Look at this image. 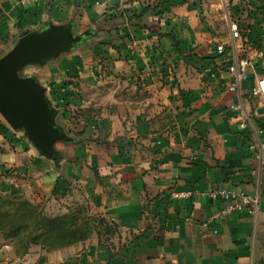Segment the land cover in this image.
Here are the masks:
<instances>
[{"label": "crops", "instance_id": "1", "mask_svg": "<svg viewBox=\"0 0 264 264\" xmlns=\"http://www.w3.org/2000/svg\"><path fill=\"white\" fill-rule=\"evenodd\" d=\"M153 1L169 9L151 18L146 12L143 21L106 25ZM233 22H246L247 35L233 39ZM64 26L83 34L81 41L57 57L28 64L22 70L29 73L20 75L36 76L47 88L57 123L76 96L69 104L82 103L85 114L100 113L95 121L89 116L86 127V136L97 137L87 141L97 145L83 146L74 156L68 150L73 145H65L62 154L78 160V174L120 233L113 235L114 244L81 256L51 253L48 264H264V191L257 215L239 210L202 225L225 205L207 194L210 189L225 185L255 194L264 180L256 157L264 144V100L252 95L264 74V0H0V57L27 32ZM220 43L226 55L235 44L239 56L254 60L240 84L241 97L229 89L234 75L217 51ZM63 80L67 84L58 88ZM95 89L98 99L91 100ZM239 101L251 119L247 128L229 125L230 105ZM9 126L17 133L15 151L0 152V160L25 166L28 142ZM36 157L29 163L33 174L50 179L54 173L37 171L46 158Z\"/></svg>", "mask_w": 264, "mask_h": 264}, {"label": "rangeland", "instance_id": "2", "mask_svg": "<svg viewBox=\"0 0 264 264\" xmlns=\"http://www.w3.org/2000/svg\"><path fill=\"white\" fill-rule=\"evenodd\" d=\"M140 12L129 11L122 17L107 21L106 25L123 24L124 20L129 18L143 21V15L136 17ZM151 16L148 14L147 18ZM246 24L243 22V25L246 26ZM96 56L105 57L100 53ZM97 69L103 71L101 67ZM92 71L94 73L95 68ZM21 72V74L29 73L23 70ZM65 80L57 87H62L63 83L67 84ZM125 87L130 85L125 84ZM107 88L111 93L112 86L109 85ZM89 93L97 94L96 89ZM97 95L89 98L94 100ZM78 98L74 97V99ZM105 99L104 102L108 101L107 97ZM99 100L101 102L102 99ZM70 102H66L65 113L63 112L59 119V124L62 125L60 128L67 138L66 143L55 141L51 145L56 153L55 158L42 154L22 131L20 140L28 142L23 149L31 153L24 157L25 166L19 167L15 162L0 160V251L2 254L5 253L4 258L0 259L6 264H48L54 257L51 254L54 252L64 253L66 257L68 252L75 253L74 256H81L92 247L114 244L113 235L120 233L119 225L97 206L89 184L84 179L85 176L78 174L80 173L78 166L73 165V162L78 160L71 161L68 156L64 157L62 154L66 149L65 145H73L72 149L68 147L69 153L73 156L79 150L83 151V146L88 148L89 145H97L95 142L87 141L89 137L92 139L97 137H94L92 132L86 136V133L90 132L86 127L89 116H94L91 119L95 121V116L100 113L93 110L90 114H85L88 112L83 110L82 103L69 104ZM0 117H2L0 141H6L5 145L1 144L0 152L15 151L14 137L17 133L13 132L2 114ZM94 128L95 131L93 128L92 130L95 134L98 128ZM71 136L80 137V141L85 140L78 141L79 143L71 142L69 139ZM35 155L46 158V166L43 169L38 168L37 171L44 172V175L54 173L50 179L43 180L44 176L33 174L34 167H30L29 163L36 157ZM75 164L78 165L77 162ZM70 165L74 166L73 172H70ZM60 262L64 263L66 260H60Z\"/></svg>", "mask_w": 264, "mask_h": 264}, {"label": "water", "instance_id": "3", "mask_svg": "<svg viewBox=\"0 0 264 264\" xmlns=\"http://www.w3.org/2000/svg\"><path fill=\"white\" fill-rule=\"evenodd\" d=\"M83 34L74 35L69 27H52L41 33H25L16 46L0 57V113L15 129L24 131L40 152L55 158L52 144L66 140L55 118L47 88L36 76H22L28 64L43 63L72 50Z\"/></svg>", "mask_w": 264, "mask_h": 264}, {"label": "built area", "instance_id": "4", "mask_svg": "<svg viewBox=\"0 0 264 264\" xmlns=\"http://www.w3.org/2000/svg\"><path fill=\"white\" fill-rule=\"evenodd\" d=\"M37 0H21L22 3H31ZM233 39L240 36V30L237 22L231 23ZM230 56L225 54V45L220 43L217 45V51L224 54L225 61L228 63V70L233 73L234 80L229 84V89L237 92L241 97L240 84L247 78L249 67L254 65V60L249 56H239L236 52L235 44L231 46ZM263 54L262 51L260 53ZM252 95L264 100V74L256 78L252 87ZM232 115L229 117V125H240L242 128H247L251 124L250 116L244 111L242 102H234L230 105ZM256 157L259 159L261 166L264 167V144H260L256 152ZM258 192L248 194L245 191L225 185H218L210 189L207 194L215 199L222 200L225 205L222 209L211 214L207 219H204L202 225L208 227L210 223L222 221L227 215L239 211L247 210L253 215H257L261 205L262 194L264 191V180L259 181Z\"/></svg>", "mask_w": 264, "mask_h": 264}, {"label": "trees", "instance_id": "5", "mask_svg": "<svg viewBox=\"0 0 264 264\" xmlns=\"http://www.w3.org/2000/svg\"><path fill=\"white\" fill-rule=\"evenodd\" d=\"M149 1H151V0H149ZM153 3H154L153 5L145 3V5L142 6V11L140 13H138V15L136 17H140L141 15L145 14L148 11H151L150 14L153 16H160V14L162 12L169 9V8H164L162 3H159L156 1H153ZM129 20H131V19L129 18ZM237 23H238V27H239L240 32L242 31L243 28H246L245 25H243L242 23H240V22H237ZM242 32L243 33H241V35H245V36L247 35L246 30H244ZM159 35L163 36V32L159 31ZM256 48H258L259 50L263 49L262 42L260 44L258 43ZM92 51L94 52L95 55H97V53L94 51V48L92 49ZM57 103H59V102H57Z\"/></svg>", "mask_w": 264, "mask_h": 264}]
</instances>
